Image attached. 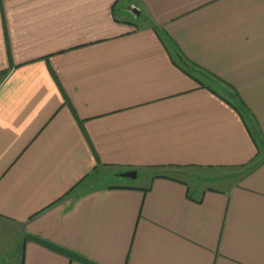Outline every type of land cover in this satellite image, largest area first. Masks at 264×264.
Listing matches in <instances>:
<instances>
[{
    "label": "crops",
    "instance_id": "crops-1",
    "mask_svg": "<svg viewBox=\"0 0 264 264\" xmlns=\"http://www.w3.org/2000/svg\"><path fill=\"white\" fill-rule=\"evenodd\" d=\"M0 248L264 264V0H0Z\"/></svg>",
    "mask_w": 264,
    "mask_h": 264
},
{
    "label": "rangeland",
    "instance_id": "rangeland-1",
    "mask_svg": "<svg viewBox=\"0 0 264 264\" xmlns=\"http://www.w3.org/2000/svg\"><path fill=\"white\" fill-rule=\"evenodd\" d=\"M106 183V182H105ZM105 183H103V184H105ZM107 184V183H106ZM200 184H202V185H207V184H212V185H216V186H218V187H221V186H223V184H222V182L221 183H218V182H213L212 180H205V182L203 181V182H200ZM14 244L16 243V239L14 238V242H13ZM6 254V250H5V248H0V264H3V262H4V255ZM9 256H11L12 258H11V264H19V256H20V253H16V254H14L13 256L15 257H13L11 254H9Z\"/></svg>",
    "mask_w": 264,
    "mask_h": 264
},
{
    "label": "trees",
    "instance_id": "trees-1",
    "mask_svg": "<svg viewBox=\"0 0 264 264\" xmlns=\"http://www.w3.org/2000/svg\"><path fill=\"white\" fill-rule=\"evenodd\" d=\"M154 29L157 31V28L154 27ZM171 57L173 58V63L178 66L180 69H182L185 73H191L187 68H185V66H187L183 59H181V57L179 56V53H176L175 51L173 52V54H171ZM258 158V154L255 156V159ZM255 159H253L251 162H253ZM260 162V161H259ZM254 163H251V165H249V167H254L256 165H253ZM248 167V165H247ZM59 252H61L60 250H57ZM63 253V252H62Z\"/></svg>",
    "mask_w": 264,
    "mask_h": 264
},
{
    "label": "water",
    "instance_id": "water-1",
    "mask_svg": "<svg viewBox=\"0 0 264 264\" xmlns=\"http://www.w3.org/2000/svg\"><path fill=\"white\" fill-rule=\"evenodd\" d=\"M131 10H132L134 15H139L140 14V10L137 9L136 7H134V6L131 7ZM121 176L134 178L135 177V172L129 171V172H126V173L122 174Z\"/></svg>",
    "mask_w": 264,
    "mask_h": 264
}]
</instances>
